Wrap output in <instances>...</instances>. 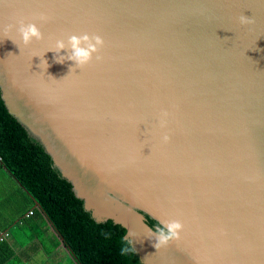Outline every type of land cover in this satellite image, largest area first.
Masks as SVG:
<instances>
[{"label":"water","instance_id":"1","mask_svg":"<svg viewBox=\"0 0 264 264\" xmlns=\"http://www.w3.org/2000/svg\"><path fill=\"white\" fill-rule=\"evenodd\" d=\"M18 17L44 39L25 46ZM84 33L103 59L58 62L56 41ZM0 88L143 264H264V0H0ZM146 215L180 238L157 250Z\"/></svg>","mask_w":264,"mask_h":264},{"label":"trees","instance_id":"2","mask_svg":"<svg viewBox=\"0 0 264 264\" xmlns=\"http://www.w3.org/2000/svg\"><path fill=\"white\" fill-rule=\"evenodd\" d=\"M0 169H5L35 204L30 214L41 215L52 226L76 264H143L127 231L112 220L97 222L63 178L43 145L8 111L0 88ZM147 224H160L146 215ZM130 250L122 254L121 250ZM0 242V264L12 258Z\"/></svg>","mask_w":264,"mask_h":264},{"label":"crops","instance_id":"3","mask_svg":"<svg viewBox=\"0 0 264 264\" xmlns=\"http://www.w3.org/2000/svg\"><path fill=\"white\" fill-rule=\"evenodd\" d=\"M35 207L7 170L0 169V242L13 252L5 264H76L46 219L30 214Z\"/></svg>","mask_w":264,"mask_h":264},{"label":"clouds","instance_id":"4","mask_svg":"<svg viewBox=\"0 0 264 264\" xmlns=\"http://www.w3.org/2000/svg\"><path fill=\"white\" fill-rule=\"evenodd\" d=\"M39 19L47 20L48 17L41 15ZM239 22L242 25H251L255 23V20L253 17L250 18L242 14L239 17ZM16 24L19 25L17 30L25 46L30 45L33 40L40 41L44 39L42 31L36 23H25V20L23 18L18 17L16 20ZM16 24H9L7 26V30L12 31L13 28H16ZM104 46L105 40L99 34H73L67 38V42H65V40L63 39H58L56 41L55 48L50 51H54L59 54L62 50H69L67 56L58 55L60 59H57V61L63 63L65 60H71L75 62L76 67L83 69L85 66L89 65L93 61V59L97 61L103 59V56L100 55V52L104 48ZM41 64H44L47 69L48 63L46 60H42ZM74 70L75 67L72 68L71 72ZM169 115L170 113L168 111L161 112L159 118V124L161 128L167 127ZM161 139L163 143L167 144L171 141V136L168 134H164ZM183 230L184 224L180 220L171 219L164 222H160V225L155 229L154 237L151 232L147 235V237L155 239L154 247L158 250L160 247L167 246L171 241L179 239ZM128 235L135 237V233H129ZM124 239L129 244L133 243L132 240L128 239V236H126ZM129 250L130 249L128 247H125L121 250V252L122 254H126Z\"/></svg>","mask_w":264,"mask_h":264},{"label":"rangeland","instance_id":"5","mask_svg":"<svg viewBox=\"0 0 264 264\" xmlns=\"http://www.w3.org/2000/svg\"><path fill=\"white\" fill-rule=\"evenodd\" d=\"M71 263V261H68V262H64L63 264H70ZM73 264V263H72Z\"/></svg>","mask_w":264,"mask_h":264}]
</instances>
